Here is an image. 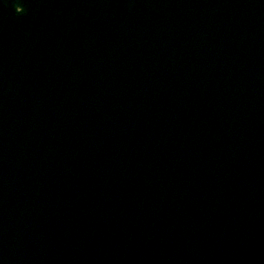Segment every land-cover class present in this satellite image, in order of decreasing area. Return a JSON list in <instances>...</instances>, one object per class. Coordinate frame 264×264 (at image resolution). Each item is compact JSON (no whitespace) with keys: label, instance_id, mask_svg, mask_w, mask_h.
Instances as JSON below:
<instances>
[{"label":"water","instance_id":"water-1","mask_svg":"<svg viewBox=\"0 0 264 264\" xmlns=\"http://www.w3.org/2000/svg\"><path fill=\"white\" fill-rule=\"evenodd\" d=\"M0 264H264V0H0Z\"/></svg>","mask_w":264,"mask_h":264}]
</instances>
